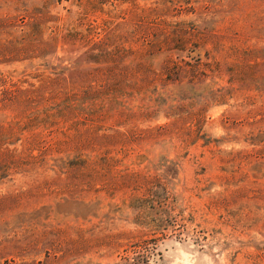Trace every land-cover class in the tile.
I'll return each mask as SVG.
<instances>
[{
    "label": "rangeland",
    "instance_id": "obj_1",
    "mask_svg": "<svg viewBox=\"0 0 264 264\" xmlns=\"http://www.w3.org/2000/svg\"><path fill=\"white\" fill-rule=\"evenodd\" d=\"M0 264H264V0H0Z\"/></svg>",
    "mask_w": 264,
    "mask_h": 264
},
{
    "label": "trees",
    "instance_id": "obj_2",
    "mask_svg": "<svg viewBox=\"0 0 264 264\" xmlns=\"http://www.w3.org/2000/svg\"><path fill=\"white\" fill-rule=\"evenodd\" d=\"M44 19V15L43 14H39L38 16L35 15H29L28 19L26 21H24V24L30 29V32H34L33 28L36 25L41 24V22ZM63 40L62 43H64L65 45H70V44H74V38L72 37V35L66 33L63 34L62 36H58V38H55V41H59ZM57 41V42H58ZM51 42H44L45 46H49L51 45ZM66 81H68L69 83H71L73 85V81H70V79H65ZM70 91L67 92H62L64 93L63 95V109H61V113H63L64 117H73V112L76 109L77 103L79 102V94L73 92V89H69ZM87 93V91H85V94ZM69 115V116H68ZM71 115V116H70Z\"/></svg>",
    "mask_w": 264,
    "mask_h": 264
}]
</instances>
